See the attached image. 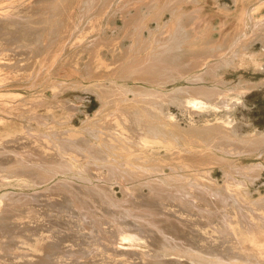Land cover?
Segmentation results:
<instances>
[{"label": "rangeland", "instance_id": "1", "mask_svg": "<svg viewBox=\"0 0 264 264\" xmlns=\"http://www.w3.org/2000/svg\"><path fill=\"white\" fill-rule=\"evenodd\" d=\"M0 17V264H129L135 250L150 264H250L196 241L153 248L138 229L240 237L230 215L264 213V0H0ZM25 133L64 166L10 156L21 146L2 140ZM246 233L214 243L264 251V228Z\"/></svg>", "mask_w": 264, "mask_h": 264}, {"label": "bare ground", "instance_id": "2", "mask_svg": "<svg viewBox=\"0 0 264 264\" xmlns=\"http://www.w3.org/2000/svg\"><path fill=\"white\" fill-rule=\"evenodd\" d=\"M2 19L3 18L0 17V23H1ZM160 62H161L160 59L159 60L150 59L149 61H147L146 65L143 66V67H146L147 64H151L150 68H153L155 66H160ZM167 64H168V62L166 63V65ZM163 71L168 72V69H164ZM140 73L141 74H146L145 71H140ZM146 76H151V79L155 80V81L156 80H160V79L163 80L164 73H162L160 75L161 77H158V78H156V77H154L153 75H150V74L146 75ZM208 89H211V90L202 91V92L206 93V92H211L213 90H214V92H216V90H218V89H215V88H208ZM118 90H120V91H118ZM118 90L113 88V92L123 93L122 89H118ZM219 92H221V91H219ZM211 93H208V94H211ZM159 96H160V94H156L155 95L156 98H158ZM115 117H117V116H115ZM1 120H2V118L0 119V123H1ZM111 121L112 120H108V123L110 125L118 124L116 120L114 122H111ZM219 129L224 131V132H226V133H228V132H230L231 128H228L224 123H221ZM27 135H28V133H25V134H23V136H20V137L6 136L5 139L2 140V143H7V144L8 143H16L17 146H21V150L20 151H17L15 149H13L14 147H5L10 152V154H11L10 156L18 155V157H14L16 159L20 158L21 156H25V155L29 156L30 158L23 157V158H21V160L22 161L24 160L26 163H29V161H30V162H35L36 164H39V165L40 164H47L48 165V170L51 169V168H56L58 166H64V163H62L59 159H57L56 155L49 149L48 145L44 144L43 142L39 141L38 143H35L33 149L30 146V144H33L32 142H26V143L22 142L21 139H23V141H27L26 138H25ZM29 136H33V135H29ZM254 139H256V138H251V139L249 138V139H246V141H243V142H246L244 144V146L248 145V144H251ZM20 140H21V142H20ZM245 147H247V146H245ZM21 160L20 161L15 160V162L21 163L22 162ZM40 167L41 166H39V168ZM128 170H129L128 174L131 173L132 171L136 175L137 174L143 175V173H144L143 169H133V168L130 169V168H128ZM255 170H257V169H250V170L249 169H245L244 172L245 171H249V173H250V171L255 172ZM91 172L92 171H89V173H91ZM94 175L98 176V175H101V173L95 171ZM44 178H45V175L42 174V179H44ZM172 178H173L174 181L171 179L170 183L175 182V181H177L179 183H183V185L185 183V179H183L182 177H179V178L172 177ZM40 179H38V183L37 184H41L42 183V186L45 185L43 180L39 181ZM147 184H148L149 188L155 189V190L156 189H165L166 188V185L160 180L148 181ZM62 185H69V183H67V182H65L64 184L57 183V185H56L57 186L56 187L57 190H54L53 193H52V195H53L52 197L53 198L57 199L56 197L59 196ZM53 188H55V186L51 187V189H53ZM47 190L41 191V194L40 193H35V195H34L35 198L34 199H37V200H38V198L45 199V200L48 199L47 196H45L44 194H46L47 192H51V191H47ZM125 194L131 195V192L130 191H125ZM10 195L8 194V197L6 198V200L5 199L4 200L7 201V202H13L14 199H16V198H13V196H10ZM23 198H26V196H24ZM17 199H22V198H17ZM178 199L180 201V204H182L187 209L188 205L183 203V202H181V200H182L181 197L178 198ZM203 200L204 201H208L205 198H203ZM24 201H27V200H24ZM217 205H220V204H217ZM224 205H226V204L224 203L222 205V207H224ZM175 207H176V204H173L172 206H170L171 209H173ZM256 213H258L257 214V218L253 217V215H251L253 213L246 214L244 212H241L239 215H237V214L230 215V218L228 220H226V221H230L231 223L235 224L237 227H240V230H237V228H233V231L236 234H241L240 237H235V236L230 237V238L224 237V236L215 237V236L209 234L206 237L197 238L193 234H190V233H188L186 231L187 234L185 236H183V237H178V236H173L172 235L171 237L168 238V240H162V238L160 236H154V237L150 238L148 235H146V230H143L141 228H139L138 231L142 235H145L147 237V239L151 240V242L153 244V248H158L159 245L162 243V241H165L166 245L169 246V247L173 246V245H171L169 243V241H170L169 239H171V238L178 239V240L183 239V240H186L187 242L193 243V244H194L195 241L198 242L196 245H191V246H193L195 248H198V249H200L202 251L208 252V253L205 252V254H207L208 256H210V257H212L214 259L221 260L222 258H224V260L225 259L231 260L233 258H236V257L238 258L240 256V257H246V258L250 257L251 258L250 260H246V262H249L250 264H264V251L253 252L252 255L251 254L246 255L245 251H248V250L249 251H253V249H252L253 246L244 244L245 242L243 244L235 243L234 249L236 250V252H229V253L226 252V250H230V249H232V247H228L227 245H218V244L214 243L215 240H239V241L242 242V240L244 241L246 239V235H247L246 232L247 231H249V230L250 231H254V229H256L257 227L264 228V213H259V212H256ZM192 215L196 216L197 220L199 219L198 215H196V214H192ZM192 215L182 214L181 215V219L182 220L179 221V222L183 223L185 226H188L189 229L193 228L191 233H195L196 230L199 231L198 229H196V228L191 226V225L195 224V222L192 221V220H188L189 216H192ZM223 221H225V219H223ZM243 224L246 225V226H244L245 228L243 227ZM260 225H263V226H260ZM113 227L115 228V226H113ZM246 227H248V228H246ZM244 229H245V231H244ZM202 230L203 229H200V231H202ZM212 230L215 231V232L216 231H220V232H223L224 234H225V232H228V233L232 232V229L230 227H228V226H226L225 229H223L222 226H216L215 228H212ZM116 232L119 233V230H116ZM89 235L91 236V233ZM39 240L40 239L38 238L37 242H39ZM139 251L140 250H138V251L135 250V251H132V252H126V251L124 252V251H122V255H123V257L127 258L126 260L131 259L129 264H150V263H152L151 261H146L145 260V259H148V254L146 252H144L143 250H141L142 252H139ZM97 253L95 255L96 256H100L102 258L110 256L109 254L106 256L103 251H99ZM137 257H141V258H137ZM254 258H256V260H253ZM39 260H41V259H39ZM142 261H144V262H142ZM1 262H2V260H1ZM186 263L187 262L181 261L178 264H186Z\"/></svg>", "mask_w": 264, "mask_h": 264}]
</instances>
